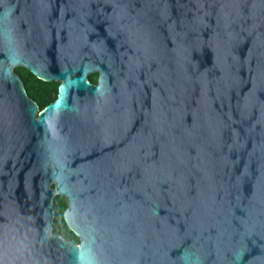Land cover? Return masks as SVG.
Here are the masks:
<instances>
[{"label":"water","instance_id":"95a60500","mask_svg":"<svg viewBox=\"0 0 264 264\" xmlns=\"http://www.w3.org/2000/svg\"><path fill=\"white\" fill-rule=\"evenodd\" d=\"M0 264H264V0H0Z\"/></svg>","mask_w":264,"mask_h":264},{"label":"trees","instance_id":"16d2710c","mask_svg":"<svg viewBox=\"0 0 264 264\" xmlns=\"http://www.w3.org/2000/svg\"><path fill=\"white\" fill-rule=\"evenodd\" d=\"M16 71L22 76L28 94L37 101L41 108L57 98V82L43 81L26 68L17 69ZM92 80L96 82L97 75H93ZM54 202L57 211L54 232L63 235L67 239H74L79 242L80 238L69 228L64 219V210L68 206V199L65 196L58 195Z\"/></svg>","mask_w":264,"mask_h":264},{"label":"flooded vegetation","instance_id":"af4514ba","mask_svg":"<svg viewBox=\"0 0 264 264\" xmlns=\"http://www.w3.org/2000/svg\"><path fill=\"white\" fill-rule=\"evenodd\" d=\"M21 68H25V67H17L16 69H15V71L17 70V69H21ZM27 69V68H26ZM17 72V71H16ZM18 73V72H17ZM19 74V73H18ZM20 75V74H19ZM93 75H97V81L96 82H94L93 80H92V76ZM36 76V75H35ZM20 77L22 78V76L20 75ZM37 77V76H36ZM38 78V77H37ZM40 79V78H39ZM98 79H99V73H92V74H90L89 75V81L91 82V83H93V84H98ZM42 80V79H41ZM43 81H45V80H43ZM46 82H57L58 83V90H59V86H60V82H58V81H46ZM57 96H58V94H57ZM31 97V96H30ZM32 98V97H31ZM33 100H35L34 98H32ZM36 101V100H35ZM37 102V101H36ZM39 105V104H38ZM39 107H40V105H39ZM44 108V107H43ZM43 108H41L40 107V110H39V112L38 113H40V111L43 109ZM68 204H69V201H68ZM68 207V206H67ZM66 207V208H67ZM55 233V232H54ZM55 234H58V233H55ZM61 235V234H60ZM63 236V235H62ZM64 237V236H63ZM67 239V238H66ZM80 242V241H79Z\"/></svg>","mask_w":264,"mask_h":264}]
</instances>
